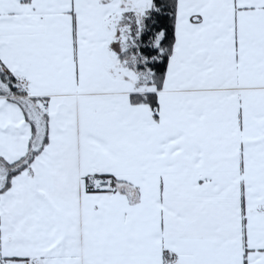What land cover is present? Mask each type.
Listing matches in <instances>:
<instances>
[{
  "label": "snow or ice",
  "instance_id": "obj_1",
  "mask_svg": "<svg viewBox=\"0 0 264 264\" xmlns=\"http://www.w3.org/2000/svg\"><path fill=\"white\" fill-rule=\"evenodd\" d=\"M0 264H264V0H0Z\"/></svg>",
  "mask_w": 264,
  "mask_h": 264
}]
</instances>
